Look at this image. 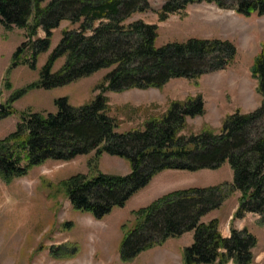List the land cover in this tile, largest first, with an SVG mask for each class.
I'll return each instance as SVG.
<instances>
[{"label":"trees","instance_id":"obj_1","mask_svg":"<svg viewBox=\"0 0 264 264\" xmlns=\"http://www.w3.org/2000/svg\"><path fill=\"white\" fill-rule=\"evenodd\" d=\"M202 1L246 16L264 14V0H166L159 19ZM148 7L147 0H0V24L8 30L25 29L28 38L14 51L13 66L22 62L28 50L33 66L50 48L53 30L62 21L74 27L62 30L41 66L39 80L27 88L50 89L106 70L96 87L100 92L89 102L74 106L59 98L57 112L22 114L15 130L0 139V177L10 182L48 160L68 162L92 151L96 158L107 154L124 159L131 167L128 175L97 172L91 177L75 175L60 184L75 211L100 220L114 208H122L164 170H216L227 162L231 184L175 191L135 212L137 219L122 226L120 254L129 261L168 238L193 232L192 244L182 250L183 264H252L256 246L252 234L232 228L230 236L223 237L217 220H200L231 192L239 191L235 218L254 213L264 222V45L251 68L262 95L256 110L226 115L218 131L204 125L199 133L181 134L187 117L204 113L198 94L172 101L159 116L149 117L143 129L119 133L103 94L107 89L161 88L172 78L197 79L224 69L236 54L233 44L219 39L157 45L156 24L128 21ZM39 28L43 37L37 36ZM61 57L63 63L54 71V62ZM24 91L19 89L15 97Z\"/></svg>","mask_w":264,"mask_h":264},{"label":"rangeland","instance_id":"obj_2","mask_svg":"<svg viewBox=\"0 0 264 264\" xmlns=\"http://www.w3.org/2000/svg\"><path fill=\"white\" fill-rule=\"evenodd\" d=\"M165 1L147 0L149 7L134 13L128 21L156 24L157 45L190 38L219 39L233 44L236 54L224 69L204 73L197 79L172 78L161 88L107 89L103 94L108 98L109 115L116 120L115 130L124 133L143 129L149 117L159 116L172 101L198 94L204 101V113L187 117L181 134L199 133L204 125L218 131L226 115L259 108L262 95L251 68L264 45V15L246 16L202 1L187 4L183 10L160 20L158 12ZM72 28L68 20L62 21L53 30L50 48L37 57L33 66L29 50L22 54V62L13 66L14 51L28 41L26 30L17 27L8 30L0 24V105H4L0 109L4 112L0 117V139L15 130L25 112H57L59 98H66L68 104L77 106L100 92L96 87L106 70L50 89L27 88L39 80L41 66L59 42L62 30ZM37 36H44L41 28ZM63 60L61 57L54 62V71ZM8 84L10 88L6 87ZM19 89L25 91L16 98ZM12 97L15 99L11 101ZM130 171L128 161L107 154L96 158L92 151L68 162L48 160L10 182L0 177V264H183L182 250L192 244L193 232L168 238L124 261L120 254L125 233L122 226H130L137 219L135 212L172 192L231 184L232 170L227 162L216 170H164L122 208H114L100 220L75 211L60 185L75 175L91 177L100 172L125 176ZM240 196L239 191L231 192L200 222L217 220L223 237H229L232 228L246 229L256 238L252 264H264V222L254 213L235 218ZM61 249L63 253H59ZM54 253L65 257L57 258Z\"/></svg>","mask_w":264,"mask_h":264},{"label":"water","instance_id":"obj_3","mask_svg":"<svg viewBox=\"0 0 264 264\" xmlns=\"http://www.w3.org/2000/svg\"><path fill=\"white\" fill-rule=\"evenodd\" d=\"M3 107H4V105L1 104V105H0V109H3Z\"/></svg>","mask_w":264,"mask_h":264}]
</instances>
